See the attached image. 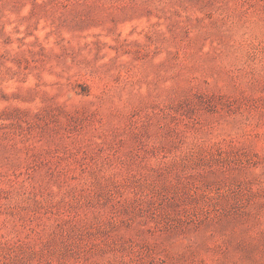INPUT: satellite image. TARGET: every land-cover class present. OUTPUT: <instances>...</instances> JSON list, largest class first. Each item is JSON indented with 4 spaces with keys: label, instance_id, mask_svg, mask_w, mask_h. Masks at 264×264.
Wrapping results in <instances>:
<instances>
[{
    "label": "rangeland",
    "instance_id": "374dc122",
    "mask_svg": "<svg viewBox=\"0 0 264 264\" xmlns=\"http://www.w3.org/2000/svg\"><path fill=\"white\" fill-rule=\"evenodd\" d=\"M0 264H264V0H0Z\"/></svg>",
    "mask_w": 264,
    "mask_h": 264
}]
</instances>
